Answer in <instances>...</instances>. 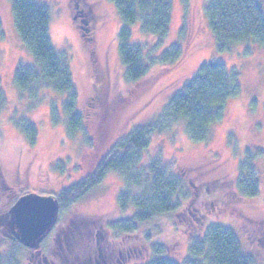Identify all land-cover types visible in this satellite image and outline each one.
Listing matches in <instances>:
<instances>
[{"label": "rangeland", "instance_id": "374dc122", "mask_svg": "<svg viewBox=\"0 0 264 264\" xmlns=\"http://www.w3.org/2000/svg\"><path fill=\"white\" fill-rule=\"evenodd\" d=\"M10 1L0 0V80L6 98L0 112V257L13 251L18 264H37L43 254L58 264H146L157 257L184 264L191 257L192 242L207 228L220 226L234 233L254 264H264V50L247 42L219 52L204 11L209 0H189L186 9L179 0H171L167 37L144 34L136 24L129 27V42L143 45L144 53L154 59L180 44L182 59L171 65L152 64L143 79L127 83L117 36L124 24L112 3L32 0L47 7L51 44L70 60L84 130L69 134L62 108L65 95L40 85L34 95L20 93L14 85L17 66H33L34 61L18 38ZM259 2L264 10V0ZM207 62L237 68L240 95L228 103L224 118L211 127L206 141H192L180 119L151 134L142 156L141 165L158 158L178 178L177 212L139 225L131 235L112 231L110 226L131 218L133 209H118L125 184L110 172L82 198L62 208L58 222L36 244H17L13 212L20 198L33 195L56 201L62 191L93 175L118 142L157 121L169 100ZM22 120L36 127L34 145L20 129ZM246 152L255 156L259 192L252 199L238 196L235 189ZM259 230L261 242L256 238ZM140 245L145 254L126 255Z\"/></svg>", "mask_w": 264, "mask_h": 264}, {"label": "trees", "instance_id": "16d2710c", "mask_svg": "<svg viewBox=\"0 0 264 264\" xmlns=\"http://www.w3.org/2000/svg\"><path fill=\"white\" fill-rule=\"evenodd\" d=\"M107 1L113 4L124 24L117 36L118 53L125 69L127 83H136L143 79L152 64L171 65L182 59L180 44L170 46L154 59L149 57L150 52L144 53L143 45L129 42L131 37L129 27L136 24L144 34L156 35L158 39L167 37L172 18L171 0ZM179 1L186 9L189 0ZM10 2L18 38L34 61L33 66H17L13 80L15 87L20 93L34 95L35 87L40 85L49 87L57 94L65 95L62 108L67 116V131L69 134L78 131L82 133L84 124L81 114L76 109L77 92L70 60L64 53L57 52L51 44L47 7L32 0ZM204 11L219 52H229L235 45L247 42H253L264 50V10L259 0H209ZM184 30L185 27L181 35ZM240 92L237 68L227 67L218 62L200 65L180 91L169 100L157 121L134 129L116 144L113 151L97 166L93 175L58 195L56 198L58 212L54 224L58 222V213L62 208L82 198L110 172L120 176L125 184V192L118 195V209L120 211L133 209L131 218L110 226L112 231L131 235L137 226L146 225L158 217L177 212L180 207L176 199V194L180 190L178 178L173 176L158 158L141 165L143 152L150 143V135L162 132L171 123L184 119L189 138L194 142H204L211 127L224 118L228 103L238 97ZM5 106L6 98L0 80V112ZM19 126L28 143L34 145L38 136L36 127L28 120H22ZM254 159V155L246 152L238 165V175L235 179L236 194L245 199H252L259 192ZM17 244L23 246L19 239ZM143 252L145 254L146 250L140 245L131 248L126 255L132 253L137 256ZM67 253L70 251L67 250ZM119 254L125 253L120 249ZM189 254L191 257L184 264H254L251 258L243 254L234 233L220 226L207 228L201 239L192 242ZM43 255L37 264H58ZM99 255L101 257L102 253ZM5 257V259L0 257V264H18L13 251ZM146 264L176 263L167 258L157 257Z\"/></svg>", "mask_w": 264, "mask_h": 264}, {"label": "water", "instance_id": "95a60500", "mask_svg": "<svg viewBox=\"0 0 264 264\" xmlns=\"http://www.w3.org/2000/svg\"><path fill=\"white\" fill-rule=\"evenodd\" d=\"M58 204L51 197L26 195L14 207L13 219L19 241L25 246L36 243L54 224Z\"/></svg>", "mask_w": 264, "mask_h": 264}, {"label": "flooded vegetation", "instance_id": "af4514ba", "mask_svg": "<svg viewBox=\"0 0 264 264\" xmlns=\"http://www.w3.org/2000/svg\"><path fill=\"white\" fill-rule=\"evenodd\" d=\"M71 19L73 20V21H75L76 20V17L74 16V11H71ZM77 24V23H76ZM77 26V29L78 30H82L83 29V27L80 25V24H78V25H76ZM26 196V195H25ZM260 234H261V232H260V230H259V232L257 231V242H261V238L259 237L260 236Z\"/></svg>", "mask_w": 264, "mask_h": 264}]
</instances>
